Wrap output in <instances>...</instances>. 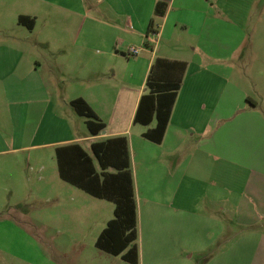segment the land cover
I'll return each mask as SVG.
<instances>
[{"label": "crops", "instance_id": "crops-1", "mask_svg": "<svg viewBox=\"0 0 264 264\" xmlns=\"http://www.w3.org/2000/svg\"><path fill=\"white\" fill-rule=\"evenodd\" d=\"M9 1L7 10L13 7V0ZM23 1L29 8L15 16L11 12V19L5 21L14 22L16 30L5 26L0 30V58L9 79L5 83L7 124L12 128L10 137L0 131V155L13 151L8 144L17 139L15 117L24 106L31 120L46 117V122L49 118L57 122L53 131L39 133L52 140L41 145L53 147L50 160L54 168L50 166L48 171L51 181L68 183L59 175L57 148L81 147L101 179L102 172L116 170H101L91 144L119 139L121 146L124 141L136 208V241L150 234L152 241L166 242L161 250L187 252V264L191 263L189 252L205 253L214 245L221 248L212 255V262L229 253L222 263L264 264V119L252 112L258 124L246 126L245 142L231 143L236 110L238 105H246L249 95L232 83L216 84L218 67L225 65L223 59L230 62L242 42L246 18L240 22L226 19L230 27L241 30H236L233 45L227 41L223 47L216 36L223 22L222 10L237 5L230 0H105L95 8L84 0H76L74 6L64 0ZM159 2L166 4L162 16L155 14ZM3 7L0 5L1 11ZM48 12L51 17L46 19ZM56 12L68 14L70 19L53 18ZM20 16L32 20V28L18 24ZM150 20L153 26L148 32ZM180 28L192 36L188 53L180 46ZM69 39H74V53H70L74 54V92L61 82L44 79L41 65H35L39 58L34 57L39 56L46 66L58 55L67 59L62 50ZM129 47L137 48L138 53L128 56ZM148 78L155 85L180 81L159 143L144 136L156 127L155 111L147 124L134 121L142 96L151 93ZM224 96L229 100L225 102ZM78 98L105 125L97 135L89 133L85 118L77 120L82 116L75 111L79 131L76 126L64 128L62 109ZM144 115H149L147 110ZM144 115L141 110L139 116ZM81 124L86 130H81ZM32 130L21 133L19 139L34 140L37 134ZM11 167L9 162L1 165L0 175L7 177ZM113 210L114 204L112 215ZM112 217L104 219L99 233ZM136 241L138 264L141 252Z\"/></svg>", "mask_w": 264, "mask_h": 264}, {"label": "rangeland", "instance_id": "rangeland-1", "mask_svg": "<svg viewBox=\"0 0 264 264\" xmlns=\"http://www.w3.org/2000/svg\"><path fill=\"white\" fill-rule=\"evenodd\" d=\"M64 1L72 6L76 2V0ZM98 2L103 5L105 0H84V4L93 5L95 8ZM230 2L236 4L237 8H230V11L222 10L220 19L223 22L217 27L216 36L220 38L223 47H226L227 41L231 42V45L236 42V30H242L243 38L236 53L231 56L230 62L223 59L225 65L218 67L216 84L232 83L249 95L246 98V105H238L236 117L231 124L235 133L231 143L240 144V141L245 142L246 126L258 124L251 113L264 119V0H230ZM7 4H10L9 0H0V5L4 6L3 11L0 10V30L5 26L15 31L17 27L14 22L5 21L11 19V12L15 16L29 6L23 0H13V7L7 10L5 9ZM56 13L53 18L70 19L68 14ZM50 17L48 12L46 19ZM228 17L238 22L246 18V22L244 21V26L240 30L237 27H230L226 20ZM53 18L52 20H55ZM181 30L178 29L180 33L177 34L182 40L180 46L185 53H188L190 45L193 47L191 43L193 41H190L192 36H189V31L184 34ZM242 33L239 38L242 37ZM70 35L73 37L74 31ZM1 39L3 38L0 37ZM73 50L74 39H69L62 50L64 55L68 56L67 59H59L61 56L58 55V58H50L52 63L46 66L42 65L39 56L34 57L39 58L36 60L39 64L35 65L37 67L41 65L44 79L53 84L61 82L63 87H67L66 90L70 89L74 92V54H70L74 53ZM54 55L55 53L49 56ZM71 56L73 58H70ZM5 70L6 64L0 58V131L3 130L10 137L12 128L7 124L8 92L5 86L9 79ZM49 70L55 74H50ZM249 97H252L257 104H253ZM228 98L224 96L225 102L229 100ZM20 112L15 117L13 131L17 139L13 144H8V148L13 151L0 155V166L6 162L12 163L8 176H1L2 173L0 175V264H130L123 261L120 256L98 250L94 245L103 227L104 219L113 216V203L94 198L59 179L51 181L48 177L50 166L54 168V163L50 160V156H53V147L41 145L52 140L43 139L39 133L43 129L53 131L57 122L51 118L46 122V117L39 121L35 118L31 120L25 115L26 106L20 109ZM74 116H76L74 109L65 105L62 109L64 128L70 126L73 129L76 126L75 129L79 131L80 121L74 120ZM247 117L249 119L253 117L252 123ZM77 118H79L77 120L84 119V117ZM30 127L32 131L36 130L35 139H19L18 136ZM82 128L86 130L81 124V130ZM39 177L42 179L38 180ZM6 178L8 182L2 180ZM226 233L228 232L224 235H227ZM143 237L136 241L141 252L138 264H187L186 258L189 255L187 252L178 251L173 245L171 249L175 250H161V245L166 242L152 241L150 234ZM220 248L221 246L214 245L212 250L205 253L189 252L192 255L190 264H224L221 261L227 258L229 253L220 254L217 260L211 261L212 255Z\"/></svg>", "mask_w": 264, "mask_h": 264}, {"label": "trees", "instance_id": "trees-1", "mask_svg": "<svg viewBox=\"0 0 264 264\" xmlns=\"http://www.w3.org/2000/svg\"><path fill=\"white\" fill-rule=\"evenodd\" d=\"M166 4L159 2L155 7V14L162 16ZM18 24L32 28V20L20 16ZM153 20L148 24V32L152 31ZM150 94L142 96L135 116V122L151 121L152 111H155L157 124L144 136L149 140L159 143L164 134L168 121L170 108L175 97V91L179 88L180 81L171 84H154L150 78L147 80ZM156 103V106L153 103ZM70 106L74 111L86 119V127L91 135H97L105 125L97 118L92 109L81 99H73ZM141 110H147L149 115L139 116ZM90 149L97 159L102 171L108 167L116 170V173L102 172L101 179L94 172L91 159L78 145L59 147L56 149V161L61 179L80 188L89 195L111 201L114 204L113 217L105 228L99 233L95 247L105 253L120 258L130 264L137 263V247L135 244L136 233V208L133 198L132 181L128 168V159L125 143L120 146L119 139L92 143Z\"/></svg>", "mask_w": 264, "mask_h": 264}, {"label": "built area", "instance_id": "built-area-1", "mask_svg": "<svg viewBox=\"0 0 264 264\" xmlns=\"http://www.w3.org/2000/svg\"><path fill=\"white\" fill-rule=\"evenodd\" d=\"M137 53H138V50L135 47H129L127 50L128 56H133V55H136Z\"/></svg>", "mask_w": 264, "mask_h": 264}]
</instances>
